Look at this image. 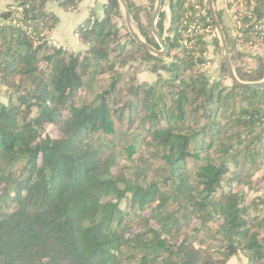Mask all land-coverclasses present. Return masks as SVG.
<instances>
[{"label":"trees","instance_id":"trees-1","mask_svg":"<svg viewBox=\"0 0 264 264\" xmlns=\"http://www.w3.org/2000/svg\"><path fill=\"white\" fill-rule=\"evenodd\" d=\"M5 1L0 264H264V86L228 83L224 61L213 80L202 69L209 44L221 48L200 33L215 28L209 0H170L167 36L161 10L165 57L132 37L119 0L75 28L84 51L50 42L60 18L47 7L83 0ZM126 1L159 49L156 0ZM243 22L242 44H264V0ZM224 30L237 77L263 80L264 53L249 65ZM143 66L155 81L139 79Z\"/></svg>","mask_w":264,"mask_h":264},{"label":"rangeland","instance_id":"rangeland-1","mask_svg":"<svg viewBox=\"0 0 264 264\" xmlns=\"http://www.w3.org/2000/svg\"><path fill=\"white\" fill-rule=\"evenodd\" d=\"M91 1H93V0H91ZM95 1L102 2L103 0H95ZM105 1H107V0H105ZM133 1L137 5V7L142 5L141 0H133ZM191 1L198 3V0H191ZM255 1L256 0H254V2L250 3V1L244 0V5L240 6L238 9V12H237L238 15L239 14L241 15V19H236L232 15V10H233L232 4H235L238 1H236V0H215V8H216V10L220 11L222 14V22H221L222 25L226 29L227 33H229L231 39L236 40L237 50L243 49L241 51H243L244 53H246V55H248V57H245L246 58L245 60L249 65L254 63V60L252 59L251 55H253L259 51L261 53H264V44H257L254 39L252 41H249L247 43L242 44V40H241V39H244L243 35L241 33V30H242L241 27L244 26L243 18L245 17V14L247 12H248V16L251 17L252 8H254ZM50 3L48 4V6L49 5H51V6L55 5V3H54V5L50 4ZM247 3H248V5H250V8L247 6ZM169 4H170V0H164L163 6H162V9L165 10V18H164V35L165 36L171 35L169 30H170L171 25H172V13L170 12ZM196 5H198V4H196ZM198 13H200V12H198ZM189 16H190V14L187 15L185 17V19H188ZM143 17H144L143 19L145 20V16H143ZM240 20H241V23H239ZM200 33H203V34L205 33L204 36L206 37V39L210 43H212V41L214 40L215 37H219L218 31L216 30V27L215 28L210 27L206 30H202V32H200ZM75 37L79 39V37L76 34H75ZM52 38L54 39L55 37L52 35ZM189 38H190V36H186L185 34H183V44L184 45H185L184 41H186V39H189ZM237 39H240V40L238 41ZM53 41H55L56 45L62 46V44H60L56 39H54ZM207 58L209 59L208 63L205 66H202V69H204V70L206 69V72L208 73V75L210 76V78L212 80L215 78H218L219 73H220L221 64L224 61L222 48H220L218 50L215 48L214 45L209 44L208 52H207ZM139 69H140V71H139L138 76H139V79L141 81L153 82L156 80L157 75L152 73L151 71H149L145 66H143L141 68L139 67ZM227 82L231 83V79L228 80ZM2 96L3 97L1 98V100L6 102V99L4 97V93ZM47 132L53 136L56 135V130L52 126H49L47 128ZM253 197H254V195L251 196V199Z\"/></svg>","mask_w":264,"mask_h":264},{"label":"water","instance_id":"water-1","mask_svg":"<svg viewBox=\"0 0 264 264\" xmlns=\"http://www.w3.org/2000/svg\"><path fill=\"white\" fill-rule=\"evenodd\" d=\"M119 3L121 5V9L123 11V14H124V17L126 20V25L129 29L132 37L138 43L145 46L148 49V51L151 52L152 54L159 56V57L167 56L168 49L164 43L163 36H162L161 32L159 31L158 26H157L158 18L160 16L164 0H156V4L154 7V13H153V19H152L151 24H150L152 34H153L154 38L156 39V41L158 42V44L160 45L159 49H157L153 45L149 44L147 41H145L141 37V35L139 34V32L137 30L136 24L133 20V17H132V14L130 12L127 1L126 0H119ZM208 9H209L211 18L213 19V21L215 23L216 30L218 31V36H219L218 39L220 41V46H221L222 51H223L224 63H225L227 70L229 72L231 81L234 84L242 85V86H248V87H262V86H264V79L261 81H257V82H243L237 77V74L235 72V69H234V66L232 63L230 47H229V44L227 41L225 30H224V27H223L218 15H217V10L215 8V0H209Z\"/></svg>","mask_w":264,"mask_h":264},{"label":"crops","instance_id":"crops-1","mask_svg":"<svg viewBox=\"0 0 264 264\" xmlns=\"http://www.w3.org/2000/svg\"><path fill=\"white\" fill-rule=\"evenodd\" d=\"M51 2V3H50ZM107 1L97 2L95 0H83L77 10L75 11H65L62 9L57 2L49 1L50 4L55 3L54 6L47 4L49 10L54 11L60 18V22L52 32L62 46L70 48L74 51H84L86 49L78 38L75 37V28L77 25L83 23L91 14H95L97 17H102L104 10L103 5ZM5 0H0V8L5 5ZM53 39V40H54ZM246 259L243 255H238L233 257L228 264H245Z\"/></svg>","mask_w":264,"mask_h":264},{"label":"built area","instance_id":"built-area-1","mask_svg":"<svg viewBox=\"0 0 264 264\" xmlns=\"http://www.w3.org/2000/svg\"><path fill=\"white\" fill-rule=\"evenodd\" d=\"M236 1H238V2H236L235 4H232V9H233L232 10V15L236 19H241V15L240 14L238 15L237 12H238L239 7L242 6V5H244V0H236ZM239 23H241V20H240ZM196 28H197V24H193L184 33L186 36H190L189 39H191L192 41H194V39H195L194 36H195V30H196ZM256 28L257 29H261L262 28V26H260V23L258 25H256ZM50 42L53 43V44H56L55 41H53V38L52 37H50ZM184 43H185V45L188 46V44H191L192 42H189L188 39H186V41H184Z\"/></svg>","mask_w":264,"mask_h":264}]
</instances>
